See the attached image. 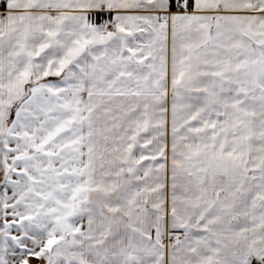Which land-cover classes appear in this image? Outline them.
I'll list each match as a JSON object with an SVG mask.
<instances>
[{"label":"snow or ice","instance_id":"6c2138e0","mask_svg":"<svg viewBox=\"0 0 264 264\" xmlns=\"http://www.w3.org/2000/svg\"><path fill=\"white\" fill-rule=\"evenodd\" d=\"M0 264H264V0H0Z\"/></svg>","mask_w":264,"mask_h":264}]
</instances>
